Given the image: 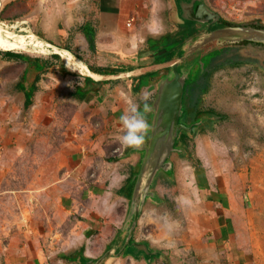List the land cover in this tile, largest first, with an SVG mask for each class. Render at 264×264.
Masks as SVG:
<instances>
[{
    "label": "rangeland",
    "instance_id": "obj_1",
    "mask_svg": "<svg viewBox=\"0 0 264 264\" xmlns=\"http://www.w3.org/2000/svg\"><path fill=\"white\" fill-rule=\"evenodd\" d=\"M183 1L0 0V264L29 260L34 252L44 264H56L80 244L93 257L101 252L111 240L104 234L114 233L127 209L128 197L117 191L129 174L121 159L129 149L120 141L121 116L128 100L144 103L150 94L152 102L155 84L174 61L189 70L180 122L192 130L177 140L181 155H171L173 182L156 179L153 189L163 202H145L134 237L181 256L203 215L221 213L228 198L245 245L264 264V224L256 217L264 207V45L234 42L226 35L246 36L243 31L219 30L225 24L264 29V0H193L186 23L175 18ZM204 9L219 19L205 20ZM35 11L49 28L58 23L70 33L68 46L38 34ZM85 20L93 25L89 40L79 28ZM211 32L224 37L210 38ZM4 51L23 57L7 59ZM113 55L118 60L109 67ZM152 56L173 59L164 67ZM141 58L137 68L146 71L139 75L150 77L138 82L148 83L138 98L127 72L103 80L110 82L103 92L74 94L82 79L98 82L89 66L131 71ZM32 85L25 107L19 89Z\"/></svg>",
    "mask_w": 264,
    "mask_h": 264
},
{
    "label": "water",
    "instance_id": "obj_2",
    "mask_svg": "<svg viewBox=\"0 0 264 264\" xmlns=\"http://www.w3.org/2000/svg\"><path fill=\"white\" fill-rule=\"evenodd\" d=\"M193 0H185L175 13V18L181 22H187L192 15ZM201 14H206L205 20L215 22L219 19L218 15L204 9ZM199 16L198 13L195 16ZM182 17V20L180 19ZM196 21V19H195ZM198 22H201L199 18ZM221 26V25H220ZM220 31H243L246 36H239L229 33L226 36L231 41H247L264 45V29H252L241 25L223 26ZM211 32L210 38H218ZM248 33V34H246ZM205 38L204 40H206ZM193 44L189 47L185 54L195 48ZM191 48V49H190ZM183 56H177L178 60H182ZM111 60H118L117 55H113ZM120 58V57H119ZM178 63L173 62L169 65L167 72L159 79L156 84V93L154 99L149 104L151 111L148 112L150 130L144 145L140 149L131 148L130 152H134L137 156L136 169L131 175L129 184L131 190L128 197L127 209L125 216L113 240L108 244L107 249L97 258L88 259L87 264H111L118 255H127L135 259L142 258L145 264H151L155 251L143 241H135L132 239L137 220L145 202L151 204H161L163 200L156 195L153 186L159 175L163 176L169 182H173L172 157L171 155H181L180 147L175 146L180 132H188L192 130V125L185 126L179 121L182 114V94L185 79L188 74V68H177ZM162 68V67H161ZM164 68V67H163ZM160 69V68H159ZM147 118V119H148ZM198 125V124H195ZM194 128V127H193Z\"/></svg>",
    "mask_w": 264,
    "mask_h": 264
},
{
    "label": "crops",
    "instance_id": "obj_3",
    "mask_svg": "<svg viewBox=\"0 0 264 264\" xmlns=\"http://www.w3.org/2000/svg\"><path fill=\"white\" fill-rule=\"evenodd\" d=\"M117 11V10H116ZM116 11L110 10V14L116 15ZM35 21L33 24V27L36 28V31H38V34L42 35L46 41L51 42L54 45L59 46H68L67 45V39L70 35V33L61 25L56 23L54 27L51 25L49 28V23L46 18H44V15L40 11H35ZM91 20H85V22L79 26L80 30L82 31V36L85 37V39H88L89 34L94 36V30L92 27ZM53 27V28H51ZM86 30V31H85ZM90 30V31H89ZM78 39H82L81 34H76ZM55 38V40H54ZM52 46V45H50ZM70 49L75 51V47L70 46ZM111 60V59H110ZM112 63L109 65V67L114 65V60H111ZM133 60H130L132 63ZM141 59L137 60L134 59L132 66H143ZM148 61V60H147ZM135 64V65H134ZM164 67L166 64H162ZM100 67H106V66H100ZM59 71L62 72V74L66 75L68 74L67 68L62 66ZM146 70L142 69H134L127 72V79L132 81L133 83L130 84L131 92L134 93V99L138 98V96H141L140 93H142L143 87H137L138 79L140 78L141 73H144ZM118 73L112 75H102V74H96L92 72L95 75L99 76L98 82L93 81L92 83L88 80L82 79V84L80 86L75 87L74 91L78 88V91L80 93H83L84 96L90 93H94L95 89H98L102 87V92L104 91V88L109 87L110 82L106 83V81L109 78H114L117 76H122V74L126 73ZM138 74V75H137ZM97 80V79H95ZM128 81L129 83H131ZM104 85V86H103ZM98 87V88H97ZM147 87V86H146ZM155 87V86H154ZM24 91H26L29 87H22ZM23 90L19 89V92L23 95ZM97 91V90H96ZM106 91V90H105ZM99 93V91H98ZM83 96V98H84ZM24 97V95H23ZM82 98V99H83ZM24 100V98H23ZM138 100V99H137ZM136 100V101H137ZM142 101V99H140ZM137 102V104L140 105V103L143 102ZM149 114V113H147ZM146 118L147 115H146ZM148 120V119H147ZM147 138V137H146ZM146 140V139H145ZM131 148H129L125 154V157L121 158L122 160H126V169L128 168L129 174L126 177V182L118 187L117 191L120 193L123 197L126 196V188L130 186L129 180L127 179L129 176L132 175L134 172V169L136 168V162H137V156L133 152H130ZM123 153V152H122ZM122 154V156L124 155ZM121 155V154H120ZM163 179H165L163 177ZM167 181V179H165ZM169 182V181H167ZM155 186V184H154ZM153 186V188H154ZM154 191V189H152ZM155 192V191H154ZM129 197V196H128ZM128 199V198H127ZM264 199V197H263ZM227 207H224L221 211V213L218 211V209L210 210L211 212H206L207 215H203V219L200 223V226L196 229L197 233L190 235L186 238V243L184 244V251H181V256L176 255L175 253H172L171 250L167 252H163L162 249H160L158 246H151L147 241L137 239V237H134L136 233V229L138 228V222L139 218L136 223V227L134 229L133 237L135 241H143L145 243H148L151 249L155 251V256L151 264H189L188 261H185V257H189L192 259V264H257V260L255 259V251L251 249V247L245 245V242L242 239V235L238 231L241 224V221L238 222V216L236 217L232 213L231 204L229 202V199L227 198ZM128 202V200H127ZM151 204V203H150ZM212 204L215 206L214 202L210 203V206ZM264 204V200L262 202ZM212 208H215L212 206ZM257 216L261 222L259 224H264V207H262L261 210L256 211ZM123 220V219H122ZM122 222V221H121ZM121 222H118L115 224L114 233H110V237L108 233L104 234L105 239H111L109 242L103 241V246L101 248V252L96 255L95 257L89 255L88 253H85L83 244H80L77 249H73L71 252V255L64 256L63 258H60L61 262H56V264H87L88 259H95L99 257L106 249L108 244L113 240L114 236L116 235L118 228L121 225ZM241 225H240V224ZM106 227V226H105ZM237 227V230H236ZM239 227V228H238ZM249 243V242H248ZM177 253V250H175ZM35 255L31 257V255H28L29 260H24L19 258V262H10L9 264H44L42 262V257L37 255V252H34ZM87 254V255H86ZM185 254V255H183ZM27 256V254H26ZM179 257V258H178ZM36 260V262H33V260ZM128 259V263L130 264H145L142 258L135 259L127 255H118L114 260L111 262V264H121V260ZM191 262V261H190ZM46 264V263H45ZM54 264V263H53Z\"/></svg>",
    "mask_w": 264,
    "mask_h": 264
},
{
    "label": "clouds",
    "instance_id": "obj_4",
    "mask_svg": "<svg viewBox=\"0 0 264 264\" xmlns=\"http://www.w3.org/2000/svg\"><path fill=\"white\" fill-rule=\"evenodd\" d=\"M149 95L146 94L144 96L142 107L132 100H128L127 102L128 107L126 113L121 116L124 134L120 137L122 146L126 148L140 149L145 143V139L150 130V125L146 118V114L151 111V107L147 103Z\"/></svg>",
    "mask_w": 264,
    "mask_h": 264
},
{
    "label": "trees",
    "instance_id": "obj_5",
    "mask_svg": "<svg viewBox=\"0 0 264 264\" xmlns=\"http://www.w3.org/2000/svg\"><path fill=\"white\" fill-rule=\"evenodd\" d=\"M229 25V24H228ZM149 40V39H148ZM3 55L7 58V59H9L10 57L12 58H14V57H16V58H21V57H23L22 55H20V54H18V53H12V52H10V51H4L3 52ZM53 56H57V55H53ZM34 61V60H33ZM35 62V68L34 69H36V70H38L39 69V66H38V62L37 61H34ZM37 66H38V68H37ZM178 68V67H177ZM88 69L90 70V71H92V72H94V73H98V74H102V75H108L107 73L108 72H110V75H113V74H116L115 72H117V71H119L118 69H114V68H109V67H88ZM122 69H120V71H121ZM125 70V69H124ZM123 70V71H124ZM149 77L150 76H148V75H142V76H140V80L141 81H144V79L145 80H147V79H149ZM85 80H88V78H85ZM157 81H158V77H157ZM148 84V83H147ZM19 85V84H18ZM139 86L141 87V85L139 84ZM143 86V85H142ZM33 85L32 86H30L26 91H24L23 90V88L22 87H20V90H23L24 92H23V95H24V100H23V105L26 107V106H28L30 103H31V95H32V93H33ZM74 94L79 98V99H82L83 98V96H84V94L83 93H79V91H78V88L74 91ZM184 134L185 133H183V132H180L179 133V135H178V139L177 140H179V141H181V140H183V138L185 137L184 136ZM177 140H176V142H175V146H177L178 144H177ZM131 176H129L127 179L129 180V178H130ZM130 190H131V185L128 187V188H126V196L128 197L129 196V193H130Z\"/></svg>",
    "mask_w": 264,
    "mask_h": 264
},
{
    "label": "flooded vegetation",
    "instance_id": "obj_6",
    "mask_svg": "<svg viewBox=\"0 0 264 264\" xmlns=\"http://www.w3.org/2000/svg\"><path fill=\"white\" fill-rule=\"evenodd\" d=\"M194 17V16H193ZM196 17H197V15H196ZM220 23H222V22H220ZM223 24V23H222ZM225 26H228V24H225ZM174 52H176V50L174 51ZM177 53V52H176ZM181 53L179 52L178 53V55H180ZM158 55H160V54H158ZM154 56H157V55H154ZM154 56H152V59H149L150 61L152 60L153 62H154V64H166V63H168L169 61H171V59H173V56H171L170 57V59H168V60H165V61H163V60H159V59H157V58H155L154 59ZM176 57V56H175ZM177 59V58H176ZM184 59V58H183ZM138 60V59H137ZM140 60V59H139ZM144 60H146V59H144V58H141V61H144ZM140 61V62H141ZM162 61V62H161ZM175 62V61H174ZM135 65V64H134ZM138 67V66H137ZM136 66H133L132 67V69L131 70H134V69H138ZM140 67V66H139ZM178 68L180 67L179 65L177 66ZM196 67H198L197 65H196ZM142 70L144 69V68H141ZM129 70V69H128ZM123 73V72H126L125 70L123 71V69L120 71V69H119V71H117V72H115L116 74H118V73ZM148 73V72H147ZM141 74H144V73H141ZM164 74V71H162V72H159V76H158V78L159 77H161L162 75ZM142 76V75H141ZM155 76H156V74H155ZM145 80V79H144ZM141 80L140 79H138V82H140ZM139 84V83H138ZM138 86V85H137ZM143 86H148V84H146V85H143ZM155 87H156V84H155ZM183 95V94H182ZM182 100H183V98H182ZM179 121H181V118L179 117ZM179 142H181V141H179ZM177 144H179L178 142H177Z\"/></svg>",
    "mask_w": 264,
    "mask_h": 264
}]
</instances>
